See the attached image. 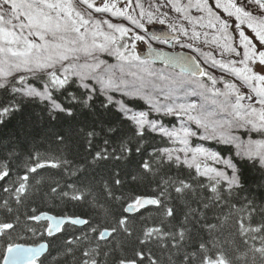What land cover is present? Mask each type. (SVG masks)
I'll return each mask as SVG.
<instances>
[{"label":"snow or ice","instance_id":"6c2138e0","mask_svg":"<svg viewBox=\"0 0 264 264\" xmlns=\"http://www.w3.org/2000/svg\"><path fill=\"white\" fill-rule=\"evenodd\" d=\"M30 104L70 127L0 187V264H46L61 239L63 264H264V205L239 194L245 168L264 187V0H0V126ZM45 168L91 214L29 207Z\"/></svg>","mask_w":264,"mask_h":264},{"label":"trees","instance_id":"16d2710c","mask_svg":"<svg viewBox=\"0 0 264 264\" xmlns=\"http://www.w3.org/2000/svg\"><path fill=\"white\" fill-rule=\"evenodd\" d=\"M139 108L145 107L141 101L135 102ZM42 106L38 104L26 105L24 111L18 113L9 123L4 126H0V160L9 158V151L14 145L17 155L10 159L12 176L11 179L0 181V187L4 185H10L13 180H17L19 175H23L25 172V161L30 155H34L36 152L41 154H58L59 147L54 141V133L67 131L70 127L68 121L64 119H58L52 121L47 117L46 112L41 111ZM84 119H87L86 114ZM165 123L169 126L175 125L174 118L166 119ZM253 138H262L260 135L253 134ZM149 141L152 144L158 146H165L157 137L155 140L149 136ZM170 146V145H169ZM217 150L227 149L224 151V155H233L234 150L231 146L223 145H210ZM187 169H183V174H187ZM37 174H32L31 183L34 185V190L31 194L29 207L36 206L41 210L51 209L54 213L60 214L61 212H77V213H89L92 210L83 206L80 208H73L69 203L62 202L59 197L51 193V187L55 186L52 180H61L63 183L68 180V177L56 169L45 168L38 170ZM176 170L173 169L169 174H175ZM36 180H41L40 184H36ZM261 176L256 169L245 168L244 169V184L245 190L240 194V197L248 196L250 199H254L257 206L264 205V187H260ZM0 195H3L0 192ZM25 209L21 207L20 212L24 213ZM227 209H225V212ZM183 205L178 204L177 218L174 223H178L182 219ZM154 214V213H153ZM149 215L145 212V216ZM213 215V213H209ZM0 218H3L0 216ZM259 214L254 216V223H259L261 220ZM71 231V229H70ZM127 247V245H126ZM63 250V239L57 240L53 243L51 248V255L48 256L46 264H63V258L60 256V252Z\"/></svg>","mask_w":264,"mask_h":264},{"label":"rangeland","instance_id":"374dc122","mask_svg":"<svg viewBox=\"0 0 264 264\" xmlns=\"http://www.w3.org/2000/svg\"><path fill=\"white\" fill-rule=\"evenodd\" d=\"M97 2H98V0H97ZM143 2L145 3V7H147L149 3H154V0H143ZM161 3H163V0H161ZM171 18H172V19H175V14H174V13L172 14V17H171ZM113 22L123 23V24H125V25L128 24V22L125 21V20H114ZM178 22H179V21H177V23H178ZM202 39H203V38H202ZM237 43H238V41H237ZM155 46H157V47H162L164 50H167V49H168V50H171L170 48H168L167 45H155ZM200 46L203 48L204 51H210V50H212L211 48H206V47H204L202 44H201ZM138 48H143V46H142V45H138ZM176 51H184V52L190 53V54L193 55V56H196V53L191 52L190 49H180V48L177 46ZM218 58H219V57H218ZM113 63H115V61H114ZM206 67H207V66H206ZM209 70H210V71H214V73H215L218 77H220V76H222V75H225L224 73H221L218 69H217V70L209 69ZM226 78L231 79V77H226ZM218 86L222 87V85H218ZM245 91H248V90L245 89ZM176 123H177V122H176ZM176 123H175V126H176ZM193 127H195V126L193 125ZM247 138H248V133H243V139H247ZM193 143L195 144V143H204V142L194 140Z\"/></svg>","mask_w":264,"mask_h":264},{"label":"water","instance_id":"95a60500","mask_svg":"<svg viewBox=\"0 0 264 264\" xmlns=\"http://www.w3.org/2000/svg\"><path fill=\"white\" fill-rule=\"evenodd\" d=\"M164 30H166V29H152V31H154V32H159V31H164ZM172 54H176V53H172ZM181 55H185V53H180ZM141 56H143L144 55V53L143 54H140ZM188 55V54H187ZM158 64H159V62H157Z\"/></svg>","mask_w":264,"mask_h":264},{"label":"flooded vegetation","instance_id":"af4514ba","mask_svg":"<svg viewBox=\"0 0 264 264\" xmlns=\"http://www.w3.org/2000/svg\"><path fill=\"white\" fill-rule=\"evenodd\" d=\"M149 27H152V26H149Z\"/></svg>","mask_w":264,"mask_h":264}]
</instances>
